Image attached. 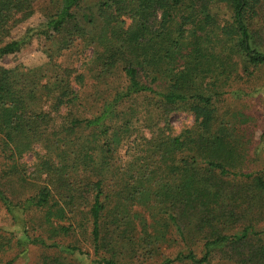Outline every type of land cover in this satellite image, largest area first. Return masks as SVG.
Here are the masks:
<instances>
[{"label": "trees", "instance_id": "trees-1", "mask_svg": "<svg viewBox=\"0 0 264 264\" xmlns=\"http://www.w3.org/2000/svg\"><path fill=\"white\" fill-rule=\"evenodd\" d=\"M34 7L0 0V59L34 35L49 46L43 66L0 65V202L22 252L125 264L132 245L150 254L173 233L186 248L161 264H264V231L235 227L264 202V177L240 170L243 138L216 106L229 81L264 67V0H47L43 28L13 39ZM89 49L84 72L60 62ZM175 111L193 128L174 135Z\"/></svg>", "mask_w": 264, "mask_h": 264}, {"label": "rangeland", "instance_id": "rangeland-1", "mask_svg": "<svg viewBox=\"0 0 264 264\" xmlns=\"http://www.w3.org/2000/svg\"><path fill=\"white\" fill-rule=\"evenodd\" d=\"M46 3L47 0H35V12L33 16L15 27L12 31L13 39H20L28 33L33 34V32L43 28L46 22L45 15L48 12ZM48 47L47 41L43 37L34 35L30 43L21 52L1 58L0 65L8 69L18 66L29 69L43 66L48 62ZM72 54L74 53L68 54L66 52L65 56L60 59V62L84 72L85 67L83 63L87 59L86 56L92 54V50H85L79 55ZM92 82L90 79L87 80V84L83 89L84 92L89 89ZM229 83L232 85V88L223 89L222 93L224 91V94H220L217 97L216 106L218 108V115L224 118L232 132L243 138L246 160L240 170L243 173H253L264 177V67L254 70L252 76L242 73L240 79L229 81ZM91 90L92 88H90ZM240 114L245 115L248 120L244 122ZM169 122L173 128L174 135H178L186 129L193 128L195 118L189 112L175 111L170 114ZM144 136L150 137L149 131L146 129ZM32 160L33 156L27 155L22 161L31 165ZM27 171L29 173L33 172L32 168L27 169ZM33 179L34 177L30 178L31 183H35L37 186L41 185L38 180L34 181ZM242 212V222L235 225L237 229L251 223L257 226V231H264V202H258L254 205L246 204L242 207ZM15 217L19 219V222L22 221L20 212H16ZM24 236L22 225L16 223L9 216L5 207L0 202V264H42L43 259L52 254L51 251L39 246H29L25 252H22V249L17 246L16 242L24 239ZM167 240L165 243L160 242V244H156L154 250L149 249L150 254L133 250L135 246L132 245L131 255H129L128 251H125L127 259L122 258V261L125 264H161L165 257L174 258L182 249L186 248L181 241V237L173 233L169 234ZM9 241L11 244H8ZM128 243L130 242L127 241L126 245L130 248V244ZM192 244H195L193 247L200 255V243L192 241ZM86 249L89 250V247L87 246ZM81 258H79V261ZM84 259L86 258L84 257ZM83 263L93 264L89 259L84 260ZM211 264L233 263L216 259Z\"/></svg>", "mask_w": 264, "mask_h": 264}]
</instances>
